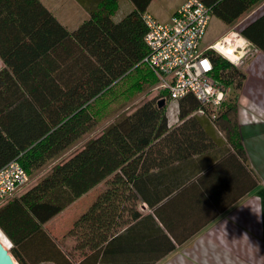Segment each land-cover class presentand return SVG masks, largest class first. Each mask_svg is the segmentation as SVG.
Wrapping results in <instances>:
<instances>
[{"label":"trees","instance_id":"16d2710c","mask_svg":"<svg viewBox=\"0 0 264 264\" xmlns=\"http://www.w3.org/2000/svg\"><path fill=\"white\" fill-rule=\"evenodd\" d=\"M77 1L87 11L86 17L69 28L40 0H0V58L4 64L0 69V168L17 159L29 176L46 169L0 207V230L10 241L8 251L17 264H29L17 244L40 236L49 245V259L71 264L43 224L113 175H119L148 204V148L160 138H169L167 102L159 108L156 95L119 113L89 136L97 127L92 102L105 91L134 74L139 76L137 94L155 83L154 74L142 61L148 54L143 14L151 0H130L133 8L119 19H114L119 0ZM203 1L225 24L262 2ZM237 29L264 51V13L253 15ZM211 58L216 78L231 86L230 92L214 118L211 108L193 95L179 99L177 117L182 123L177 129L193 121L210 124L245 159L238 134L236 91L245 74L219 55ZM201 107L205 115L196 116ZM179 132L187 140L185 131ZM140 217L135 209L132 218ZM2 238L0 233L4 243ZM114 241L104 245V258ZM101 253L102 247L78 264L91 259L95 264Z\"/></svg>","mask_w":264,"mask_h":264},{"label":"crops","instance_id":"0c3cea01","mask_svg":"<svg viewBox=\"0 0 264 264\" xmlns=\"http://www.w3.org/2000/svg\"><path fill=\"white\" fill-rule=\"evenodd\" d=\"M40 1L69 28L86 17L77 0ZM183 2L151 0L147 12L168 21ZM259 4L255 15L264 13ZM132 8L130 0H119L114 19ZM244 74L237 120L245 159L210 124L177 129L176 105L175 116L167 114L169 138L148 148V204L113 175L43 224L71 264L100 247L95 264H264V51L258 49ZM135 209L141 222L132 218ZM27 241L16 249L29 264L58 263L48 258L44 237Z\"/></svg>","mask_w":264,"mask_h":264},{"label":"built area","instance_id":"2783aa9c","mask_svg":"<svg viewBox=\"0 0 264 264\" xmlns=\"http://www.w3.org/2000/svg\"><path fill=\"white\" fill-rule=\"evenodd\" d=\"M212 16L211 7L203 0H184L168 21H160L149 12L144 13L143 20L147 28L144 40L148 54L142 61L154 74L155 83L150 92L156 95L158 101L164 99L167 104L177 103L182 97L191 94L202 105L211 108L210 115L214 118L231 86L216 78L211 55L227 58L236 66L243 63L241 58L246 52L255 54L258 48L238 31L239 22L231 31L235 38L232 44L238 54L236 61L223 50L231 39L228 41L223 37L201 47V40ZM238 38L242 42L239 43ZM196 113L205 115L206 111L201 107ZM30 181L31 177L17 159L1 167L0 207L24 190ZM6 241L7 246L3 244L9 249L11 243L8 239Z\"/></svg>","mask_w":264,"mask_h":264},{"label":"rangeland","instance_id":"374dc122","mask_svg":"<svg viewBox=\"0 0 264 264\" xmlns=\"http://www.w3.org/2000/svg\"><path fill=\"white\" fill-rule=\"evenodd\" d=\"M157 1H159V3H162L161 0H157ZM165 2H167V0H163L162 5ZM258 5L260 4H257L247 14H244L242 17L238 18L232 24H225L217 17L212 16L207 26L205 35L203 39L201 40V43H200L201 47H205L207 44L212 43L215 40L221 39L223 37L227 38V40L231 39L230 43L232 46H234L232 43L234 42L235 38L231 35L232 27L236 25L238 22L240 25L241 23L245 22L250 17H253V15H255L254 12L257 11V9L259 8ZM262 5H264V0H262L261 6ZM151 14L153 15V13ZM164 14H167V13H163L162 15L164 16ZM156 18L160 21H163L161 17L159 18L156 17ZM245 51H246V47H245ZM254 57H255V54H252L251 51H249V52H246L245 55L241 58V62H243L241 64H238L235 66V64H232L229 60L228 61L231 63L233 67L237 68L239 71L244 73L247 67V64ZM223 59L227 60V58H223ZM1 66H2V63L0 61V67ZM138 79H139V76H136L135 74L130 77H127L121 80L120 82H118L117 84H115L109 90L105 91L101 96H99L95 101L92 102L91 110L93 111L97 119V127H96L95 132H93L89 136L96 135L108 122L112 121L116 117V115H118L119 113L123 111H128L132 109L133 107H135L136 105L140 104L141 102L155 96L153 93L150 92V86L144 92L137 94L138 92L136 89V82L138 81ZM148 89H149V92H148ZM239 90L240 89L236 90L237 96H238ZM231 93H232V90H231ZM237 103H238V99H237ZM176 105L177 103L172 102V103L167 104L166 106V115L168 114L170 118L172 116H175L176 114ZM79 145L81 144L79 143L76 146L78 147ZM49 166L50 165H47L46 168H48ZM45 171L46 169L42 171H37L35 173L34 172L31 173L30 174L31 181L29 185H32L34 181H36V179H38ZM1 235L3 236V238H5V241H6L7 238L2 233ZM5 241H4V244L5 246H7V241L6 242Z\"/></svg>","mask_w":264,"mask_h":264},{"label":"water","instance_id":"95a60500","mask_svg":"<svg viewBox=\"0 0 264 264\" xmlns=\"http://www.w3.org/2000/svg\"><path fill=\"white\" fill-rule=\"evenodd\" d=\"M165 105V100L160 99L158 101V107L162 108ZM0 264H16L8 249L0 241Z\"/></svg>","mask_w":264,"mask_h":264},{"label":"bare ground","instance_id":"6f19581e","mask_svg":"<svg viewBox=\"0 0 264 264\" xmlns=\"http://www.w3.org/2000/svg\"><path fill=\"white\" fill-rule=\"evenodd\" d=\"M229 41V40H228ZM237 41L240 43L242 40L240 38L237 39ZM223 50L228 54V56L232 59H237L238 54L235 53L234 46L231 45L230 41L228 45L224 46Z\"/></svg>","mask_w":264,"mask_h":264}]
</instances>
